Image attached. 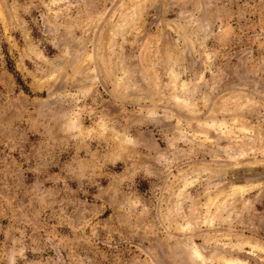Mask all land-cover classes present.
Listing matches in <instances>:
<instances>
[{"label":"rangeland","instance_id":"374dc122","mask_svg":"<svg viewBox=\"0 0 264 264\" xmlns=\"http://www.w3.org/2000/svg\"><path fill=\"white\" fill-rule=\"evenodd\" d=\"M0 264H264V0H0Z\"/></svg>","mask_w":264,"mask_h":264}]
</instances>
